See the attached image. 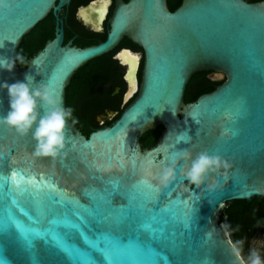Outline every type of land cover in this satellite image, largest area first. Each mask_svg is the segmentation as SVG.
I'll list each match as a JSON object with an SVG mask.
<instances>
[{
    "label": "water",
    "instance_id": "95a60500",
    "mask_svg": "<svg viewBox=\"0 0 264 264\" xmlns=\"http://www.w3.org/2000/svg\"><path fill=\"white\" fill-rule=\"evenodd\" d=\"M70 1L3 0L0 59L15 57L22 39ZM91 5L85 9L93 11ZM109 6L108 0L102 20L97 13V27L105 20ZM108 26L103 42L82 48L63 46L57 28L54 39L45 42L25 66L14 65L11 72L0 70V81L8 83L31 75L34 85L47 84L66 107V89L80 68L112 51L124 37L142 51L141 55L134 54L139 61L132 75L133 92L125 79L124 101L132 100L111 125L93 130L87 137L68 120L64 127L66 155L62 159L34 158L31 131L21 137L0 126V205L10 204V199L3 196L9 185L2 178L17 171L26 179L50 181L64 196L61 200L54 194L49 200L43 192L34 198L27 192L14 191L18 206H13V212L26 225L30 221L20 208L40 220L32 226L41 230L52 227L50 220L67 217L90 239L101 231L111 232L122 241L132 239L144 251L151 248L159 253L157 264H164L161 255L169 264H231L227 242L231 238L219 230L220 211L227 202L264 199V1L182 0L170 11L167 0H115ZM201 72L220 74L221 84L185 103L190 79ZM7 107L6 90H0V116ZM38 112L43 115L44 109ZM157 127L162 131L156 143L142 150L139 137ZM184 133L191 137L188 143L177 140ZM161 142L163 145L157 147ZM181 148H187L193 156L206 150L232 165L226 184L219 173L205 178V183L222 184V191L208 192L203 184L199 188L189 186L179 172L166 188L157 190L156 166L167 163L169 154ZM118 160L123 161L122 167ZM141 181H147L155 191ZM176 201H185L187 206ZM86 209H98L105 216L124 209L127 215L117 228L95 223ZM185 211L190 212V230L179 223ZM153 216L159 222L153 226L164 230L162 236L140 228ZM211 227L218 231L206 240L204 233ZM57 231L69 245L91 253L102 264L100 254L84 244L79 231L65 227ZM0 254L10 264H33L32 256L36 264H70L51 243L41 240L35 241L31 253L20 244H5Z\"/></svg>",
    "mask_w": 264,
    "mask_h": 264
},
{
    "label": "clouds",
    "instance_id": "9594fccd",
    "mask_svg": "<svg viewBox=\"0 0 264 264\" xmlns=\"http://www.w3.org/2000/svg\"><path fill=\"white\" fill-rule=\"evenodd\" d=\"M221 2L223 3L224 0H221ZM239 6L243 7L242 4ZM17 64L20 66L27 64L20 53H17L15 57L0 59V70L11 72L14 65ZM0 90H6L8 104L5 114L0 116V126L12 129L16 135L21 137L31 131L32 139L35 142V147L31 153L34 158L55 160L60 157L62 159L66 155L63 152L65 147V124L68 120H71L72 124L77 123V119L73 116V109L62 106L47 84L37 83L34 85L33 77L29 74H25L22 81L18 80L13 83L0 81ZM39 108L44 109L43 115L38 112ZM183 136H187V133H184ZM165 139H167V136ZM190 139L191 137L188 136L184 143H188ZM163 142L157 147L163 145ZM156 167L157 173L154 178L157 190L166 188L175 180L179 172L186 180L187 185L199 188L203 184L206 191L215 192L222 191L223 185L216 181L205 183V178L210 174L219 173L221 180L226 184L229 180L228 173L232 165L221 156L209 154L206 150L193 156L187 148H181L169 154L167 163H161ZM208 203L211 204L210 201ZM259 226L260 222L257 221L256 227ZM219 230L223 231L226 237L229 236V225L226 222L220 224ZM238 230V226L231 229V231ZM217 231L215 227H211L205 231V239H211ZM227 242L230 255L233 257L231 264H264V257L261 255V250L264 249V240H254V246L249 247L246 255L242 254L243 239L235 241L228 239ZM205 264H207V261H205Z\"/></svg>",
    "mask_w": 264,
    "mask_h": 264
},
{
    "label": "snow or ice",
    "instance_id": "6c2138e0",
    "mask_svg": "<svg viewBox=\"0 0 264 264\" xmlns=\"http://www.w3.org/2000/svg\"><path fill=\"white\" fill-rule=\"evenodd\" d=\"M2 2L3 0H0V3ZM100 2L103 7L98 8L97 13L98 18L102 20L106 13L108 0H100ZM90 7H95V0ZM118 55L122 58V62L128 65V71H133L134 66L139 61V57L133 55L126 49L122 50ZM65 67L67 68L68 65ZM125 79H128L127 75H125ZM237 115H239V112ZM187 139V136L177 137V140ZM122 148L123 145H121V149ZM118 163L121 167L123 166V161L118 160ZM2 179L9 185L8 192L4 193L3 196L10 199V204L3 203L0 205V253H2L5 244H20L24 251L31 253L34 249L35 241L41 240L45 244L51 243L54 248L58 249L65 255L70 264H101L100 261H97L92 257L91 253L82 252L80 248L67 243L65 238L57 231L58 227H65L79 231L84 244L100 254L102 264H157L155 257L160 254L156 253L151 248L144 251L138 242L132 239L122 241L120 237L111 232L101 231L97 233L94 239H90L83 231H80L78 224L70 222L67 217L54 218L48 222L52 227L41 230L39 227L32 226L40 223V220L30 216L23 208H20L21 213L27 217L28 221H30V225H26L23 221L18 219L13 212V206H18L17 200L13 196L14 191L18 194L27 192L34 198L36 194L43 192L49 200L53 198L54 194L59 195L61 200H63V194L59 193L56 186L50 181H46L43 178L37 181L33 177H28L26 179L24 175L17 171H13L10 176L3 177ZM140 183L144 184L150 190L155 191V189L152 188V185L148 184L147 181H141ZM100 199L103 200V197ZM35 202L37 204V210L39 211V201L37 200ZM180 203H184L185 206H187V202L185 201L175 202L177 205ZM86 211L89 212V215L94 217L95 223H107L114 225L117 228L121 225L127 215L124 209L117 210L106 216L101 215L98 209H86ZM164 211H168V209H165ZM77 218L81 222H84L82 216L78 215ZM173 219H175V213H173ZM158 223L156 217L153 216L142 223L140 228L152 234H159L162 236L164 231L163 228L153 226ZM179 223L183 225L185 230H190L191 217L189 211L183 213ZM160 258L164 260V264H169L167 257L161 255ZM31 259L33 264H36L35 257L32 256ZM0 264H10V261L0 254Z\"/></svg>",
    "mask_w": 264,
    "mask_h": 264
},
{
    "label": "trees",
    "instance_id": "16d2710c",
    "mask_svg": "<svg viewBox=\"0 0 264 264\" xmlns=\"http://www.w3.org/2000/svg\"><path fill=\"white\" fill-rule=\"evenodd\" d=\"M181 1L167 0L168 9L170 11L175 10ZM244 1L247 3H257L264 0ZM44 41L45 37H42L38 42H31V34H28L22 39L17 53H20L27 62L28 59L43 47ZM133 47L135 48V45ZM94 62L92 61L89 65L80 68L66 89V107L73 109V116L82 125L78 130L86 137L93 130L100 127L94 121V114L102 112L104 108L114 109L118 106L119 102H112L110 96L98 93L97 87L103 77L99 73L100 71L95 68ZM139 77L140 72L138 74ZM221 82L206 80L204 79V74H195L186 87L184 102L190 103L195 101L200 95L213 91ZM121 113L122 109L118 111L114 120L107 121L105 125L113 123ZM161 131L162 128L157 127L155 130L145 133L141 138L143 148H151L156 143ZM257 221L260 222L259 227H256ZM218 222L220 224L226 222L229 225L231 240L243 239L247 247L257 233H264V199L253 198L250 203L244 201L227 202L219 213ZM237 226L238 231H231V229H235Z\"/></svg>",
    "mask_w": 264,
    "mask_h": 264
},
{
    "label": "flooded vegetation",
    "instance_id": "af4514ba",
    "mask_svg": "<svg viewBox=\"0 0 264 264\" xmlns=\"http://www.w3.org/2000/svg\"><path fill=\"white\" fill-rule=\"evenodd\" d=\"M123 1L126 2L127 0ZM109 2L110 6L108 7L106 18L101 26L97 27L95 24L97 15L96 10L99 7L100 0H95V7H92L93 11H91V9L85 8L89 4L94 3V0H71L68 5L61 7V9L56 12V14L50 13L42 22L36 25V27L29 33L31 34V42H38L42 37H45L44 42L53 40L58 33L57 28L62 33L63 46L70 45L82 48L103 42L109 30L108 20L111 17L115 0H109ZM84 16H90V19L87 21ZM133 45L134 44L128 38L124 37L118 42L112 51L101 56L100 58L92 60L95 61L94 66L98 71H100L99 73L103 77L101 78L102 81L97 87L98 93L110 96V100L112 102L119 101L116 108H104L102 112L94 114V121L100 125L99 128L109 126L105 125V123L107 121L114 120L118 114V111L121 109L123 111L126 105L132 100L131 98L127 102L124 101V94L127 91L125 75L128 67L121 62L118 54L122 50L126 49L132 54L141 55L142 51L140 48H138L136 45L134 48ZM90 62L87 65H89ZM140 70L141 61L139 64L138 74ZM196 74H204V79L213 82L219 81L217 80V77L220 76V74L213 72H201ZM81 126V123L77 121L76 127L80 128ZM145 133H143L138 139V144L142 150H144V148L141 143V138ZM254 237L264 240V233H257Z\"/></svg>",
    "mask_w": 264,
    "mask_h": 264
},
{
    "label": "rangeland",
    "instance_id": "374dc122",
    "mask_svg": "<svg viewBox=\"0 0 264 264\" xmlns=\"http://www.w3.org/2000/svg\"><path fill=\"white\" fill-rule=\"evenodd\" d=\"M220 78H221L220 76L217 77L218 80H220ZM229 235H230V232H229ZM254 240H262V239L261 238H258V237H253L251 239V241L249 242V244H248L247 247H246V245L244 243L243 244V252H242L243 255H246L247 254L250 246H254V244H253V241ZM261 255L264 256V249L261 250Z\"/></svg>",
    "mask_w": 264,
    "mask_h": 264
},
{
    "label": "bare ground",
    "instance_id": "6f19581e",
    "mask_svg": "<svg viewBox=\"0 0 264 264\" xmlns=\"http://www.w3.org/2000/svg\"><path fill=\"white\" fill-rule=\"evenodd\" d=\"M84 18L88 21V20L90 19V16H88V17H87V16H86V17L84 16ZM133 55H134V54H133ZM136 56H137V55H136ZM119 57H120V56H119ZM120 59H121V62H122V58H121V57H120ZM122 63H123V62H122ZM123 64H124V63H123ZM125 65H126V64H125ZM135 66H136V65H135ZM135 66H134V69H135ZM127 67H128V65H127ZM134 69H133V71H134ZM133 71H131V72L128 71V75H127V76H128V80H129V82H130V84H131V86H132V87H131V91H130V93L134 91V85H133V79H132Z\"/></svg>",
    "mask_w": 264,
    "mask_h": 264
}]
</instances>
